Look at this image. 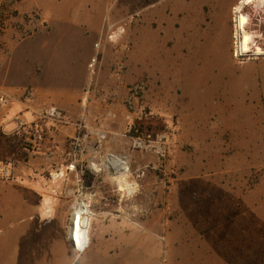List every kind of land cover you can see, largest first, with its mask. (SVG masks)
Wrapping results in <instances>:
<instances>
[{
    "label": "rangeland",
    "instance_id": "rangeland-1",
    "mask_svg": "<svg viewBox=\"0 0 264 264\" xmlns=\"http://www.w3.org/2000/svg\"><path fill=\"white\" fill-rule=\"evenodd\" d=\"M177 1L186 0H0V143L12 137L3 122L13 116V97L40 99L38 111L58 106L66 121L43 128L42 140L32 131L24 143L50 158L42 177L67 222L76 199L93 210L92 239L71 244L58 264H264V54L236 58L229 35L192 45L189 58L175 64L167 27ZM243 8L251 18L246 30L262 34L256 36L262 45L264 0ZM112 29L118 33L110 37ZM177 66L192 71L181 82L200 85L195 94L210 105L187 104L178 95ZM108 72L135 74L110 116L131 111L129 96L143 83L132 111L154 113L142 120L174 135L161 159L164 166L173 161L165 167L177 179L168 200L156 195L163 164L139 165L131 156L130 178L138 184L131 194L108 176V158L128 161L121 154L133 151L125 130L107 127L100 113L92 116L93 93L118 95L94 86ZM68 124L76 132L60 143L59 125Z\"/></svg>",
    "mask_w": 264,
    "mask_h": 264
},
{
    "label": "crops",
    "instance_id": "crops-1",
    "mask_svg": "<svg viewBox=\"0 0 264 264\" xmlns=\"http://www.w3.org/2000/svg\"><path fill=\"white\" fill-rule=\"evenodd\" d=\"M241 0H186L175 2L171 6L169 24L170 55L175 64L184 62L190 56L192 45L212 38H233V16L234 9ZM43 15V14H42ZM113 30V29H112ZM119 30V29H118ZM112 36L118 31L113 30ZM173 74L177 82H181L187 75L192 74L187 68H175ZM135 74L132 72L122 73L120 77H113L110 72L105 75L104 80H94L97 89L110 88L118 95L106 97L93 93L90 105L93 107L92 116L100 115L101 122L107 127L118 128L115 132L121 133L125 130L126 120L122 113L115 117L110 116V106L122 104L130 81H133ZM177 84L176 90L187 104L208 106L212 103L209 98H203L195 94L189 84L181 82ZM14 89V86H13ZM41 93V92H40ZM41 96V94H39ZM120 97V98H119ZM41 101H23L13 97V116L5 118L3 124L10 125L12 134L7 143H0V160H10L8 163L12 168V176L0 177V264H58L65 261L71 254V244L75 245L68 237L69 222L67 212L55 209L54 196L50 193L49 185L42 177L44 171L50 170L51 160L42 156V153L29 149L24 141L32 138V131L21 125V121H31L35 118ZM107 111V116H105ZM53 121H48V125ZM164 123V122H163ZM50 127V125L48 126ZM76 128L74 124L59 125L57 139L60 143L65 141L68 135H74ZM170 132L169 148L172 149L174 135ZM172 134V135H171ZM7 135V134H6ZM128 142V141H127ZM40 154V155H39ZM128 157L131 164V156L135 164L144 163L158 166L162 164L161 159L152 152L140 154L133 150ZM49 158V159H48ZM166 167L169 169L172 160ZM133 165V164H132ZM170 175L160 172L157 181V198L168 200L170 193L175 186L177 179H169ZM170 182L169 193L163 190L165 183ZM90 211L91 208L89 207ZM34 216V217H33ZM127 219V218H126ZM128 220L132 221L130 218Z\"/></svg>",
    "mask_w": 264,
    "mask_h": 264
},
{
    "label": "built area",
    "instance_id": "built-area-1",
    "mask_svg": "<svg viewBox=\"0 0 264 264\" xmlns=\"http://www.w3.org/2000/svg\"><path fill=\"white\" fill-rule=\"evenodd\" d=\"M244 12V8H243ZM247 16L250 18V13L245 12ZM249 24V22L247 23ZM246 24V27H247ZM233 25L234 28H236V17H235V9H234V16H233ZM256 34H252V40L250 41V45L254 46L255 49L259 46L264 49V42L262 45H256ZM259 37V36H258ZM259 38H262V34ZM235 33H233V55L236 58H240L242 56L246 55H240L237 53L236 50V43H235ZM264 39V37H263ZM251 47V46H250ZM250 51V53H252ZM249 55V54H248ZM253 55V54H251ZM145 88L144 84L137 85L134 89H132V94L129 96V102L131 111H128L125 115L126 120V126L125 131L123 135L130 138V145L133 150H142V151H148L156 154L160 159L165 160L169 156L170 148H169V141H170V132L169 129H151L149 128V123L145 122L142 119H154L156 118V115L151 112L146 111H132L134 109L133 106V96L140 95V91ZM0 100L4 101L5 96L1 95ZM140 120V121H136ZM142 120V121H141ZM48 121H56V122H65L66 117L64 116V113L62 109H60L56 105H50L46 108H43L42 110H39L36 114V117L32 121L23 120L21 121L22 126H26L29 128V130L34 131V136L36 139L42 140L43 139V128H45L48 125ZM80 126H85V124H80ZM162 166L159 167L161 171H163L166 175L167 170L164 166V162H162ZM151 165H147V167H150ZM152 167V166H151ZM12 174V168L9 164L0 161V176H8Z\"/></svg>",
    "mask_w": 264,
    "mask_h": 264
},
{
    "label": "bare ground",
    "instance_id": "bare-ground-1",
    "mask_svg": "<svg viewBox=\"0 0 264 264\" xmlns=\"http://www.w3.org/2000/svg\"><path fill=\"white\" fill-rule=\"evenodd\" d=\"M253 1L255 0H241V2L235 7V43L237 53L240 55L264 54V49L259 46L252 53H250V41L252 40V34L246 30V24L249 22V17L247 14H245V12H243V7ZM111 35L112 34L109 36L111 37ZM104 136L105 135L100 133L101 138ZM93 165L96 170H99L98 164L93 162ZM106 166L110 169H113L110 174L108 173V176H110V179L118 185L120 190H124L125 193L127 192L128 194L134 193L138 190L137 182L132 181L130 178V166H128V162L126 160L112 155L108 158V163ZM88 205L89 204H86V202L81 199H76L75 203L72 205L71 220L67 233L68 237L76 246L86 245L92 239V215L90 214Z\"/></svg>",
    "mask_w": 264,
    "mask_h": 264
}]
</instances>
